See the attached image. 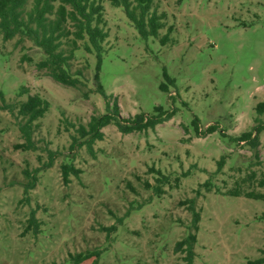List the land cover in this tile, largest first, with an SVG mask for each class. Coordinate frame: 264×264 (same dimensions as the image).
Masks as SVG:
<instances>
[{"label":"rangeland","instance_id":"rangeland-1","mask_svg":"<svg viewBox=\"0 0 264 264\" xmlns=\"http://www.w3.org/2000/svg\"><path fill=\"white\" fill-rule=\"evenodd\" d=\"M155 6L165 15L164 45L142 39L122 9L104 1L108 37L100 70L85 41L78 42L75 87L38 68L44 55L30 41L0 37V264H64L87 251L94 254L81 264H187L180 243L189 235L196 236L192 264H264V202L228 195L236 184L257 189L241 181L253 172L258 179L264 166V130L254 150L237 141L264 125V114L255 111L264 101V0H155ZM32 95L49 110L36 123V150H15L24 142L16 108ZM107 101L126 119L151 115L157 106L175 114L131 134L109 125L94 155L85 147L71 151V137L107 113ZM195 118L200 133L217 130L197 135ZM47 151L57 153L53 166L26 196L22 171L42 167ZM68 160L80 173L64 185L60 166ZM33 210L35 233L27 229Z\"/></svg>","mask_w":264,"mask_h":264},{"label":"trees","instance_id":"trees-1","mask_svg":"<svg viewBox=\"0 0 264 264\" xmlns=\"http://www.w3.org/2000/svg\"><path fill=\"white\" fill-rule=\"evenodd\" d=\"M104 1H108L113 8L122 9L125 17L142 39L159 38L162 45L168 40V34L160 35V31L164 28L165 15L164 13H157L155 0H0L1 40L6 42L18 38L19 40L30 41L44 55V59L37 65L38 68L46 70L57 83L75 87L80 83L81 73L80 71L72 72L71 61L75 51L78 50V42L85 41V51L95 54L96 69L98 72L100 70L101 55L104 52L103 43L108 37L103 18ZM98 79L96 74L95 80L98 81ZM159 89L162 92H168L167 85L164 83L160 84ZM98 93L104 98H108L105 97L101 86H98ZM109 104L107 101V113L92 116L85 126L81 125L77 129L76 132L79 137H71L72 143L69 148L71 151L85 147L90 155H94L93 145L95 142L103 140L104 133L102 130L109 125L116 126L122 134H131L153 130L157 125L170 120L175 114L172 111L166 112L161 106H157L154 107L151 115L138 114L126 119L120 116L116 102L112 103L110 110ZM16 110L19 118V131L24 142L14 145V149L25 152L35 151L33 134L36 123L48 112L49 103L38 95H32L21 102ZM255 111L258 115L264 114V101L257 104ZM11 112H13V108H11ZM197 121L198 119L195 118L192 125L195 133L199 136L217 130L216 127H209L205 133H200ZM263 130L264 125H259L252 132L242 134L237 141H249L251 149L254 150L258 145L257 135ZM56 156V152L47 151V161L42 167L32 170L26 168L22 171L25 182L21 183V186L26 196L35 188L38 182V174L43 170L50 169ZM223 163L224 158L217 162L219 170ZM60 172L64 185L70 182V176L78 177L80 173L73 166L71 160L60 166ZM158 173L160 174V172ZM251 181L255 182L257 189H244L236 184L233 189L228 191V195L264 202V191L260 190H264V166L258 179L253 172L241 182L245 184ZM157 182L161 183V179H157ZM158 191L160 193V189ZM198 219V215L195 214L194 223H197ZM28 223L27 229H33L35 233L39 224L35 218L34 210L30 213ZM106 230L115 231V227ZM195 242L196 236L189 235L186 241L180 243V247L186 244L187 264H192L193 244ZM93 254L94 252L89 251L70 254L69 259L64 264H81ZM262 262L263 260H260L256 264H262Z\"/></svg>","mask_w":264,"mask_h":264}]
</instances>
